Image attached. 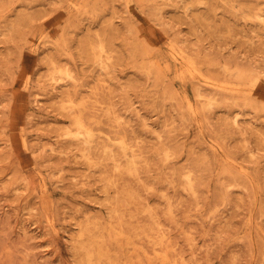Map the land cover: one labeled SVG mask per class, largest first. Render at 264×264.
Segmentation results:
<instances>
[{
    "label": "rangeland",
    "instance_id": "rangeland-1",
    "mask_svg": "<svg viewBox=\"0 0 264 264\" xmlns=\"http://www.w3.org/2000/svg\"><path fill=\"white\" fill-rule=\"evenodd\" d=\"M0 264H264V0H0Z\"/></svg>",
    "mask_w": 264,
    "mask_h": 264
},
{
    "label": "bare ground",
    "instance_id": "bare-ground-1",
    "mask_svg": "<svg viewBox=\"0 0 264 264\" xmlns=\"http://www.w3.org/2000/svg\"><path fill=\"white\" fill-rule=\"evenodd\" d=\"M107 153V152H106ZM101 256V255H100ZM91 262H92V260H91Z\"/></svg>",
    "mask_w": 264,
    "mask_h": 264
}]
</instances>
